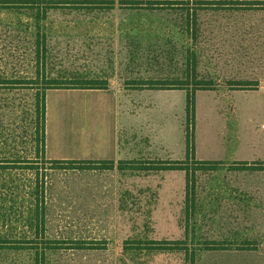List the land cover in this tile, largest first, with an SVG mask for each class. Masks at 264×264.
I'll return each mask as SVG.
<instances>
[{"label":"rangeland","instance_id":"rangeland-1","mask_svg":"<svg viewBox=\"0 0 264 264\" xmlns=\"http://www.w3.org/2000/svg\"><path fill=\"white\" fill-rule=\"evenodd\" d=\"M255 1L263 4L198 10L196 42L188 41V19L183 15L192 13L193 0L188 5H157L156 10L122 9L117 3L104 12V28L114 23L142 33L145 46L171 38L195 48L199 78L218 83L214 90L196 91L194 96L195 159L223 163L217 170L197 172L195 213L186 236L183 171L121 175L117 170L120 159H184L185 90L126 88L119 64L108 87L113 94L49 90V157L113 160L118 133L119 154L112 170L100 162L93 170L83 166L47 171L45 230L37 243L45 248L50 247L46 239L57 243L47 248L46 264H123V243L135 236L186 240L189 255H197L195 264H264V0ZM74 15L48 11L41 24L52 43H65L68 37L63 34L69 31L80 46L84 31ZM35 17L31 8L0 7V79L34 76ZM234 81H248L249 87L256 82L257 89L234 90ZM13 86L0 89V162L23 168L0 169V264H35L27 242L36 239V176L26 168L30 164L24 157L32 155V146L29 134L22 132L23 112H32L35 90ZM235 161L250 162V170H237ZM126 189L141 191L145 202L156 193L151 223L144 226L142 217L134 220L119 209L120 194ZM72 240L93 241L103 248L72 249ZM216 246L230 249H210ZM184 258L178 250L145 251L140 264H183Z\"/></svg>","mask_w":264,"mask_h":264},{"label":"trees","instance_id":"trees-1","mask_svg":"<svg viewBox=\"0 0 264 264\" xmlns=\"http://www.w3.org/2000/svg\"><path fill=\"white\" fill-rule=\"evenodd\" d=\"M191 0H0V7L31 8L36 12V41L34 49V76L31 78H2L0 84H7L10 89L13 85H29L34 88V103L32 112H23L24 125L22 132L29 134V144L32 146V155H25L24 160L30 165L26 168L35 172L36 204L34 207V225L36 239L29 240L28 248L33 250L35 264H46L45 254L52 249L51 244L57 241L46 239L50 247L45 248L37 243L44 235L46 222L45 189L46 173L51 169H79L83 166L93 168L94 164L103 162L108 164L104 169H113L114 160H77V159H49L46 157V95L49 90H106L109 89L110 79L114 77L115 68L119 64L123 67V82L126 88L135 90H185L186 92V137L184 159H147V160H117V170L122 175L129 172L131 175L145 173L147 175L160 171H183L185 173L184 217L185 234H188L189 221L195 213L196 174L199 171L217 170L222 160L195 159L193 142L195 108L194 96L196 91L214 90L217 81L200 79L197 72L198 57L191 44L178 45L173 40L166 39L159 44L144 45L142 33H131L122 25L110 24L103 27L101 24L106 18L107 11L115 9L118 3L122 9H153L162 4L188 5ZM195 5L192 13L185 11L188 22L186 35L188 41L197 39V12L202 9H252L255 4H263L255 0H193ZM61 10L64 14H75V23H81L84 34L80 46L70 32L63 34L68 40L54 41L48 29L41 24L47 18L49 10ZM187 10V9H186ZM106 11V12H105ZM105 12V13H104ZM189 21L192 27L189 28ZM76 26V25H75ZM73 38V39H72ZM164 38H162L163 40ZM161 40V39H160ZM163 44V45H162ZM147 73V76L142 73ZM234 90H256L257 83L249 87L248 81H234ZM25 148V147H23ZM27 150V149H26ZM3 158V157H2ZM3 161V160H1ZM194 163H192V162ZM237 170H250L248 161H235ZM0 162V169L23 168L8 167ZM29 166V167H28ZM84 168V169H86ZM255 170V169H253ZM148 188L146 189V191ZM141 191L135 194L126 189L120 194L119 209L132 215V219L142 217L145 222L151 223V211L155 202L153 198L145 202L141 199ZM42 237V236H41ZM45 239V236L42 238ZM252 244H256L253 242ZM255 246V245H254ZM76 250L102 249L93 241H70V247ZM255 248V247H254ZM253 248V249H254ZM211 250L230 249L229 247H210ZM247 249V247L245 248ZM157 250H178L184 253L183 264H195L197 255H189L186 240L156 241L145 237H133L124 241L123 264H140L141 256L145 251L149 253Z\"/></svg>","mask_w":264,"mask_h":264},{"label":"crops","instance_id":"crops-1","mask_svg":"<svg viewBox=\"0 0 264 264\" xmlns=\"http://www.w3.org/2000/svg\"><path fill=\"white\" fill-rule=\"evenodd\" d=\"M87 91H92L94 93H98V94H102V93H105V92H108V93H112L109 89H106V90H87ZM113 94V93H112ZM119 108V107H117ZM46 110H47V105H46ZM46 117H47V113H46ZM46 123H47V119H46ZM264 127V123L262 125ZM119 129V127H118ZM116 142H117V158L113 159V160H117L118 159V154H119V133H118V136L116 137ZM47 124H46V157L49 158V159H63V158H51L48 156L47 152H48V147H47ZM105 160H111V159H105ZM261 161H264V160H261Z\"/></svg>","mask_w":264,"mask_h":264}]
</instances>
